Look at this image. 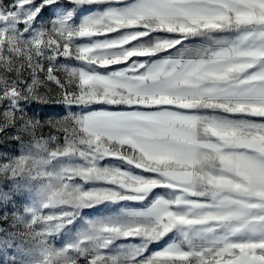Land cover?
Masks as SVG:
<instances>
[{"label":"snow or ice","instance_id":"snow-or-ice-1","mask_svg":"<svg viewBox=\"0 0 264 264\" xmlns=\"http://www.w3.org/2000/svg\"><path fill=\"white\" fill-rule=\"evenodd\" d=\"M8 141L0 264H264V0H0Z\"/></svg>","mask_w":264,"mask_h":264},{"label":"rangeland","instance_id":"rangeland-1","mask_svg":"<svg viewBox=\"0 0 264 264\" xmlns=\"http://www.w3.org/2000/svg\"><path fill=\"white\" fill-rule=\"evenodd\" d=\"M102 7V6H101ZM96 10V6H92V8H86L82 9L78 15L77 20H79L80 16L88 15L90 12H93ZM48 13L45 11V16H47ZM38 114L47 113L52 116H57L61 113L62 107L60 105H49V106H43V105H36L34 109ZM15 142L8 141V142H0V152L2 151H8L11 152L13 148V144ZM0 188H4V185H0ZM5 190H7L5 188Z\"/></svg>","mask_w":264,"mask_h":264}]
</instances>
